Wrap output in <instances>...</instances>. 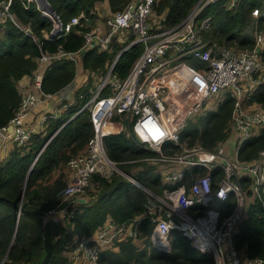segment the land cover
Wrapping results in <instances>:
<instances>
[{
  "label": "built area",
  "instance_id": "2783aa9c",
  "mask_svg": "<svg viewBox=\"0 0 264 264\" xmlns=\"http://www.w3.org/2000/svg\"><path fill=\"white\" fill-rule=\"evenodd\" d=\"M155 1L130 0L122 10L105 19L104 27H93L92 16L85 14L64 23L60 17L42 10L37 2L42 13L53 21L47 38L85 29V44L77 51L59 49L41 54L33 87L22 93L14 116L0 128V155L28 144L33 131L26 128V118L52 97L43 90L45 71L64 62L78 65L82 54L92 46L99 52H110L115 39L123 43L122 53L142 44L141 55L125 77L115 72L121 52L108 63L98 91L78 112L89 109L94 133L86 149L72 156L65 167L68 182L62 199L68 201L85 192L94 174L110 177L113 167L119 169L108 155L104 139L108 132H128L138 144L153 152L135 161L154 166L164 188L157 193L135 179L148 194L146 215L121 224L107 220L93 236L70 242L66 253L71 263L100 264L101 253L121 235L137 239L139 224L148 218L153 223L151 242L164 252H171V234L179 231L192 247L212 254L215 264H264L263 259L240 251L235 243L251 203L260 200L264 206V149L250 159L240 156L243 144L264 127V102L248 100L250 91L264 85V30L255 28V44L251 48L205 39L204 32L211 28L212 17L202 18V12L218 0H198L180 23L152 32L150 18ZM239 2L228 0V10L235 11ZM12 3L13 0H0V33L10 19L29 34V28L16 21ZM261 13L259 8L253 9L255 17ZM188 57L200 61L202 66H191ZM178 62V66L168 69ZM106 90L108 94L102 96ZM229 96L234 104L232 136L227 141L212 149L200 142L182 141L181 133L194 114L216 109ZM250 104H255L253 109ZM116 117H121L122 125H115ZM114 125L116 128H110ZM168 143L178 146V150L165 149ZM231 147L233 152L229 151ZM230 198L235 205L229 212L219 208Z\"/></svg>",
  "mask_w": 264,
  "mask_h": 264
},
{
  "label": "trees",
  "instance_id": "16d2710c",
  "mask_svg": "<svg viewBox=\"0 0 264 264\" xmlns=\"http://www.w3.org/2000/svg\"><path fill=\"white\" fill-rule=\"evenodd\" d=\"M47 1L66 23L76 15L94 16L97 6L106 0ZM129 1L108 0L112 12L122 10ZM197 1L156 0L150 23L160 16L165 27H173L187 17ZM227 3L228 0H218L204 8L202 18L212 17L211 28L204 32L205 39L237 48L253 47L255 26L257 30H264V0H240L235 11H229ZM255 8L262 12L258 17L253 15ZM12 13L23 28L32 29L34 38L10 19L0 33V128L9 123L19 108L22 93L18 83L24 77L34 75L43 52L77 51L85 44V29L80 33L72 30L61 37L47 38L46 33L53 29V21L42 13L35 1L13 0ZM122 48L123 43L115 39L110 52H99L97 48L85 51L82 54L83 67L105 73L108 63ZM142 51V44L124 51L117 60L115 72L125 77ZM186 60L191 66H202L196 59L188 57ZM76 76L75 64H55L45 71L43 90L57 93L71 84ZM90 87L87 84L77 91V109L73 105L66 115L50 118L45 135L32 132L28 144L15 146L7 160L0 164V264H72L66 253L70 242L93 236L107 220L121 224L146 215L148 194L118 173L110 177L94 174L91 184L96 191L90 192L94 193L90 199L75 197L73 202L62 199V191L68 182L63 171L72 156L86 149L94 133L89 109L76 115L90 101ZM107 94L106 90L102 96ZM249 99L263 103L264 87L254 91ZM233 104L234 99L229 96L216 109L204 110L197 119L199 124L182 131V141L200 142L209 149L227 141L232 136ZM114 122L116 126L123 123L121 117H116ZM104 139L109 157L119 168L132 173L139 167L133 172L136 179L157 193L163 191L156 168L147 162L135 161L153 155V152L142 147L132 134L125 131L108 132ZM170 147L178 150V146L172 143L165 149ZM262 149L264 127L243 144L240 156L250 159ZM234 205L233 198H230L220 203L219 208L229 212ZM62 210L66 213L61 217L52 215ZM192 211L196 213L197 209ZM152 230L153 223L143 218L138 226V238L121 235L101 253L100 264H215L212 254H203L192 247L179 231L171 234V252L158 249L150 239ZM235 243L248 256L264 260V206L260 200L251 203L246 218L239 225Z\"/></svg>",
  "mask_w": 264,
  "mask_h": 264
},
{
  "label": "crops",
  "instance_id": "0c3cea01",
  "mask_svg": "<svg viewBox=\"0 0 264 264\" xmlns=\"http://www.w3.org/2000/svg\"><path fill=\"white\" fill-rule=\"evenodd\" d=\"M99 6H100V8L97 6L96 14L94 16H92V26L93 27H97V26L104 27L105 19L112 14L108 0L100 3ZM104 8L107 11L105 14H102V12L105 11ZM160 19H163V18L160 16H157L153 19L152 23H150L151 24V30L153 32H156L162 28H165V26L160 22ZM153 24H155V26ZM92 48L95 49L96 47L92 46L91 48H89L85 51H88ZM82 66H83V62H82V57H81L78 65H76L77 75H78L79 70L82 68ZM34 74H35V72H34ZM98 74L100 75V77H102L104 72L102 71V72H99ZM33 76H26L22 80H20V82L18 83V87H19V90L21 93L27 92L29 89H31L33 87V85H32V81L34 78ZM87 80H88V78L82 84H80L78 87H76L73 91H71L70 84H69L68 86H66L65 88L60 90L59 92L51 93L52 97H50L47 101L39 104L30 113V115L26 118V120H25L26 121L25 122L26 128L29 130H32L33 133H41V134L45 135L46 131H47L48 121L50 118H59L64 114L66 115L68 108H70L73 105L77 106V104H76L77 101H73V102H71V101L73 99L75 100V98H76L75 95H76L77 91H79L81 88H83V86L88 84ZM86 82H87V84H86ZM97 82L101 83L99 81H97ZM97 82H96V84H94L95 86H97ZM248 100H250L251 103L254 102V100H251V99H248ZM250 105H251L250 109H253V106H255V104H250ZM78 112L76 113V115L79 114ZM51 114H56V116L55 117H49V115H51ZM76 115H74V116H76ZM8 155H2V156L0 155V164L7 160ZM63 172L65 174V169ZM59 174H60V172H58L56 175L58 176Z\"/></svg>",
  "mask_w": 264,
  "mask_h": 264
},
{
  "label": "rangeland",
  "instance_id": "374dc122",
  "mask_svg": "<svg viewBox=\"0 0 264 264\" xmlns=\"http://www.w3.org/2000/svg\"><path fill=\"white\" fill-rule=\"evenodd\" d=\"M100 5V4H99ZM98 5V7L100 8V6ZM105 9V8H104ZM106 9H105V11H103L102 12V14H105L106 13ZM110 12V11H109ZM108 12V13H109ZM111 13H113V12H111ZM156 20V19H155ZM255 28H257V27H255ZM258 29V28H257ZM255 31V30H254ZM82 57V56H81ZM179 65V62L178 63H175L174 65H172V66H170V67H168V69H170V68H173V67H176V66H178ZM83 68V69H82ZM82 68L79 70V72H78V75L76 76V78L74 79V81L70 84V89H71V91H73L76 87H78L80 84H82L87 78H88V84H90L91 85V87L89 88V91L91 92L90 94H91V98H90V100L92 99V97L94 96V94L98 91V88H99V86H100V84L102 83V81H103V79H104V76H105V73H106V71H107V69L105 70V73L102 75V77H100V75L98 74L99 72H98V70H90V69H85L83 66H82ZM100 72H102V71H100ZM91 75V76H90ZM99 81V82H101V83H98L97 81ZM93 82H97V86H95L94 85V83ZM86 84H87V82H86ZM84 87V86H83ZM261 87H264V85H261L258 89H256V90H253V91H250L249 93H248V98H249V96L254 92V91H257V90H259ZM75 97V96H74ZM73 101H76V100H72L71 102H73ZM79 107V105L78 106H76V108L75 109H77ZM204 111V110H203ZM203 111L202 112H200V113H196V114H194L189 120H188V123H187V125H186V127H185V129H187L190 125H197V124H199V120H197L198 119V117L201 115V114H204L203 113ZM113 124V123H112ZM110 128H116V126L114 125V126H112V127H110ZM234 140V139H233ZM168 146H170V143H168L167 144ZM233 145L235 146L236 145V142H233ZM229 151L230 152H233L234 151V148L233 147H231L230 149H229ZM139 169V167H136L134 170H133V172L134 171H137ZM119 170H126L125 171V173L126 174H128L130 177H133V179L135 180L136 179V175L132 172H129L127 169H125V168H119L118 170H116V168L115 167H113V169H112V172H111V175H113L114 173H118V174H120V175H122L120 172H119ZM122 176H124V175H122ZM137 180V179H136ZM137 182H139L138 180H137ZM132 183H134L135 185H137L135 182H132ZM91 187L87 190H85V192H83V193H81L80 195H78V196H76V197H82V198H88V199H90V198H92V195L94 194V193H91L90 194V192H93V191H96V187L93 185V183L90 185ZM138 186V185H137ZM141 187V186H140ZM142 188V187H141ZM142 190H143V188H142ZM76 198L74 197L73 199H71V200H68V202L70 201V202H73L74 200H75ZM66 211V210H65ZM65 211H57V212H53V216H57V217H61V215L62 214H64V213H66Z\"/></svg>",
  "mask_w": 264,
  "mask_h": 264
},
{
  "label": "water",
  "instance_id": "95a60500",
  "mask_svg": "<svg viewBox=\"0 0 264 264\" xmlns=\"http://www.w3.org/2000/svg\"><path fill=\"white\" fill-rule=\"evenodd\" d=\"M37 2H38L39 6L41 7L42 10H44V11H46V12H48V13L54 14V16H55L56 18H58V15L55 13L54 8L48 3L47 0H37ZM48 13H46V15H48ZM27 32H28L29 34H33V31H32V29H30V28L27 30ZM121 54H122V52L120 53V55H121ZM120 55H119V57H120ZM31 170H32V168H31ZM31 170L29 171V174H28L27 179H29V176H30V174H31ZM119 172H120L122 175H124L126 178H128L131 182H135V180H134L132 177H130L128 174H126L124 171L119 170ZM22 196H23V195H22ZM12 243H13V241H12Z\"/></svg>",
  "mask_w": 264,
  "mask_h": 264
},
{
  "label": "clouds",
  "instance_id": "9594fccd",
  "mask_svg": "<svg viewBox=\"0 0 264 264\" xmlns=\"http://www.w3.org/2000/svg\"><path fill=\"white\" fill-rule=\"evenodd\" d=\"M156 135H157V136H159L160 134H159V133H157Z\"/></svg>",
  "mask_w": 264,
  "mask_h": 264
}]
</instances>
